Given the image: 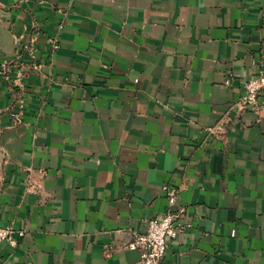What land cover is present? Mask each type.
Instances as JSON below:
<instances>
[{
  "label": "crops",
  "instance_id": "crops-1",
  "mask_svg": "<svg viewBox=\"0 0 264 264\" xmlns=\"http://www.w3.org/2000/svg\"><path fill=\"white\" fill-rule=\"evenodd\" d=\"M4 60L0 264H139L171 210L164 264H264V0H0Z\"/></svg>",
  "mask_w": 264,
  "mask_h": 264
},
{
  "label": "built area",
  "instance_id": "built-area-1",
  "mask_svg": "<svg viewBox=\"0 0 264 264\" xmlns=\"http://www.w3.org/2000/svg\"><path fill=\"white\" fill-rule=\"evenodd\" d=\"M58 47V45L54 44L55 49ZM25 50L30 53L33 59L36 58L34 40L25 46ZM13 67L14 64L12 62L4 60L0 66V74L10 79ZM23 74L24 70L21 66L19 67L17 78L14 80L15 85L21 87L20 83L22 82ZM227 84H230V80H227ZM245 91L246 94L240 102L242 109H256L264 92V74L262 73L248 79L245 83ZM24 106V99L21 96L17 97L12 111L16 124H20L22 121ZM162 190L171 207L178 203L179 189L177 187L164 185ZM181 213L171 210L161 217L150 219L146 230L134 235L129 249L139 252V264H164L171 241H174L180 233L192 227V223ZM14 233L12 226H0V244L14 241Z\"/></svg>",
  "mask_w": 264,
  "mask_h": 264
}]
</instances>
